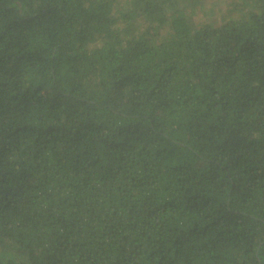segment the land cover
Wrapping results in <instances>:
<instances>
[{
    "label": "trees",
    "instance_id": "1",
    "mask_svg": "<svg viewBox=\"0 0 264 264\" xmlns=\"http://www.w3.org/2000/svg\"><path fill=\"white\" fill-rule=\"evenodd\" d=\"M120 1L0 0V264H264V0Z\"/></svg>",
    "mask_w": 264,
    "mask_h": 264
},
{
    "label": "rangeland",
    "instance_id": "2",
    "mask_svg": "<svg viewBox=\"0 0 264 264\" xmlns=\"http://www.w3.org/2000/svg\"><path fill=\"white\" fill-rule=\"evenodd\" d=\"M235 1H237V0H235ZM122 4H124V0H121L120 1V5H122ZM223 10H222V13L223 12H225V8H222ZM217 12L219 13V11L217 10ZM195 18H196V20L197 21H203V20H205V16L203 15V14H197L196 16H195Z\"/></svg>",
    "mask_w": 264,
    "mask_h": 264
}]
</instances>
